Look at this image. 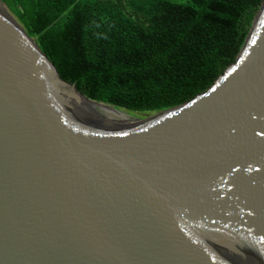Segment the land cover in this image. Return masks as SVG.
<instances>
[{"label": "water", "instance_id": "95a60500", "mask_svg": "<svg viewBox=\"0 0 264 264\" xmlns=\"http://www.w3.org/2000/svg\"><path fill=\"white\" fill-rule=\"evenodd\" d=\"M88 101L0 0V264H264V0L189 99Z\"/></svg>", "mask_w": 264, "mask_h": 264}, {"label": "trees", "instance_id": "16d2710c", "mask_svg": "<svg viewBox=\"0 0 264 264\" xmlns=\"http://www.w3.org/2000/svg\"><path fill=\"white\" fill-rule=\"evenodd\" d=\"M263 0H20L24 28L87 97L159 111L204 90Z\"/></svg>", "mask_w": 264, "mask_h": 264}, {"label": "bare ground", "instance_id": "6f19581e", "mask_svg": "<svg viewBox=\"0 0 264 264\" xmlns=\"http://www.w3.org/2000/svg\"><path fill=\"white\" fill-rule=\"evenodd\" d=\"M87 103H88L87 105H89L90 108H95V106H97V107H99L101 109V111L110 112V113L114 112V115H118L119 117H122L121 118L122 119L121 120L122 123H127V122H130V121H134V120H132L131 116H129L126 113H123V112L119 111L120 109L113 111V110L109 109L108 107H106L105 105H103L102 103L95 104V103H93L91 101H88Z\"/></svg>", "mask_w": 264, "mask_h": 264}, {"label": "rangeland", "instance_id": "374dc122", "mask_svg": "<svg viewBox=\"0 0 264 264\" xmlns=\"http://www.w3.org/2000/svg\"><path fill=\"white\" fill-rule=\"evenodd\" d=\"M120 111L128 114L129 116H131V118H133V117H144L145 114H147V112H136V111L127 110L124 108H120ZM114 117H116V116L114 115Z\"/></svg>", "mask_w": 264, "mask_h": 264}]
</instances>
